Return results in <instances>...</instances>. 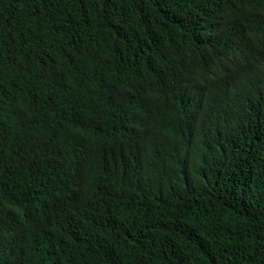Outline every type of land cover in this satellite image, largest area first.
<instances>
[{"label": "trees", "instance_id": "16d2710c", "mask_svg": "<svg viewBox=\"0 0 264 264\" xmlns=\"http://www.w3.org/2000/svg\"><path fill=\"white\" fill-rule=\"evenodd\" d=\"M261 10L0 0V264H264Z\"/></svg>", "mask_w": 264, "mask_h": 264}, {"label": "bare ground", "instance_id": "6f19581e", "mask_svg": "<svg viewBox=\"0 0 264 264\" xmlns=\"http://www.w3.org/2000/svg\"><path fill=\"white\" fill-rule=\"evenodd\" d=\"M256 5L258 6V7H261L262 8V10H261V12H259V16L258 15H253L254 16V18H257L258 20H256V23L258 24V23H262V24H264V4H263V6H262V4L259 2V1H257L256 0ZM256 24V25H257ZM242 29L243 30H245V31H248V32H250V33H252V32H255L256 33V31H257V29H255V28H252V29H250V28H246V27H242ZM262 36L264 37V33H262ZM228 42L227 41H225L224 40V37H223V41H224V43H226V46H231V49H226V53L223 55L226 59H225V61H224V63H226V65L224 66V64L221 62V63H216V62H207V64L209 65V68H211L213 71H214V73H216V74H218V75H221V71H222V69H224L225 67H228L226 70H224L223 71V75L225 76L226 74H227V72L229 71V70H232L234 67H235V65L233 64V60H234V58H235V55H236V50L238 49V43L237 42H235V40H234V38H232V37H229L228 36ZM238 61H240V62H242V59H238ZM239 63V62H238ZM164 82H168V83H173V81H172V79H169V80H165ZM238 108H243V109H245L246 111L247 110H250V106H241V107H238ZM196 121H197V123H199V124H201V122H200V120L199 119H196ZM247 168H246V170H252V171H255V170H257V167H256V165L255 164H247ZM263 173V172H262ZM80 181L78 180V182H77V185H78V183H79ZM88 191H97V189H94V188H90V186L89 187H87V197L89 198V200H91V201H88V200H85L83 197H82V199L81 200H79L78 201V204L76 205V208H77V210L80 212V213H85L86 212V209L83 207V205H87V206H92V205H94V203L95 204H100V206H101V208H103V209H105V206L102 204V200L100 199V198H96L94 195H92V194H90V192H88ZM34 203H37L36 201L34 202ZM34 203L33 202H31L30 203V205L28 206V207H26L25 209H23L22 210V212L21 211H15L14 213L15 214H17V215H19V216H22L23 214L24 215H28V214H30L31 213V209L34 207ZM14 210V207H12L11 209H10V211L8 212V215L12 212ZM140 211L141 212H143L142 211V209H140ZM79 212H78V214H79ZM105 214H107L108 213V210H105V212H104ZM80 216V215H79ZM40 220V219H39ZM27 221H23L22 223H16L14 220H12V222L10 223V230L14 233V234H17V233H23V232H27L28 231V225H27V223H26ZM88 227H89V225H87ZM44 227H45V225H44ZM90 227H89V229H88V231H87V234L88 235H91V233H90ZM115 234H116V232H115ZM81 235H84V233H82V231H81ZM98 237V239L99 238H101V237H103V235H98L97 236ZM104 239H106V237L104 238ZM103 239V240H104ZM25 240H36V239H33V238H30V237H21V242H24ZM30 243H31V241H29ZM44 250V248H41V250L40 251H43ZM21 253H22V249L16 244V245H14V249L9 253V255H8V257H7V259H6V261H5V263H7V264H19V261H20V259L22 258V256H21ZM44 252H42V253H39V257H41V255L43 254ZM52 256H55L54 254H52ZM30 257V256H29ZM42 261H44V260H42ZM45 262V261H44ZM27 264H29V263H27ZM37 264H41V262H37Z\"/></svg>", "mask_w": 264, "mask_h": 264}]
</instances>
